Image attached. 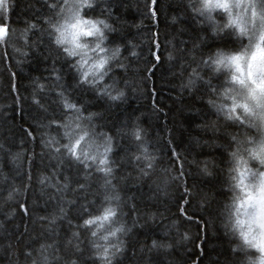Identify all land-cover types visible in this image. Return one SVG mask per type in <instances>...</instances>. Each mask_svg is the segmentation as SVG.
I'll return each mask as SVG.
<instances>
[{
	"label": "clouds",
	"instance_id": "1",
	"mask_svg": "<svg viewBox=\"0 0 264 264\" xmlns=\"http://www.w3.org/2000/svg\"><path fill=\"white\" fill-rule=\"evenodd\" d=\"M10 2L4 0L8 9ZM43 2L45 14L24 28L0 33V51L8 50L26 69L41 49L43 61H51L46 74H28L26 100L39 114L35 136L48 161V172L39 171L36 182L41 191L54 189L58 199L50 196L51 207L37 217L47 221L38 234L9 244V264H118L128 251L130 226L144 223L129 193L149 175L156 156L138 117L108 127L101 111L87 109L73 89L120 104L126 88L116 73L126 69L140 45L132 39L109 42L112 34L125 31L111 0ZM174 9L163 61L177 97L196 117L188 139L197 146L187 165L204 187L193 198L223 241V264H264V0H178ZM186 24L191 35L185 34ZM213 41L228 44L207 47ZM65 70L72 76L71 88ZM62 165L74 174H66ZM18 175L0 171V210L6 219L23 193ZM68 206L79 208L75 221L69 219L64 231L49 227L65 220ZM178 223L172 219L169 227ZM156 224L157 235L141 247L170 251L173 245L163 240L168 229L160 220ZM188 238L180 232L176 242Z\"/></svg>",
	"mask_w": 264,
	"mask_h": 264
},
{
	"label": "trees",
	"instance_id": "2",
	"mask_svg": "<svg viewBox=\"0 0 264 264\" xmlns=\"http://www.w3.org/2000/svg\"><path fill=\"white\" fill-rule=\"evenodd\" d=\"M147 3L150 10L146 8ZM177 3L178 0H155L154 4L152 0H111L113 14L122 20L125 31L112 34L109 42L123 43L132 39L140 45L136 49L138 55L131 59L126 69L116 73L117 80L126 88V95L120 104L112 106L85 89H73L74 96L87 101V109L101 111L100 119L108 127L132 116L138 117V122L147 130L151 150L156 156L149 175L142 177L129 193L136 207L144 213L141 217L144 223L141 228L130 226L132 230L126 237L128 251L118 264H223L227 251L223 241L206 224L193 198L204 187L187 165L197 146L188 139L190 125L196 117L177 97L171 73L163 61L165 34L171 30L168 17ZM9 9L8 17L0 24L6 25L8 31H16L45 14L47 5L43 0H11ZM185 34L191 35L190 24L185 25ZM218 43L228 44L227 41H213L207 47ZM43 54L41 49L40 55L35 54L26 69L23 62L17 64L12 59L8 50L0 51V145H3L0 148V171L11 169L18 172L16 182L23 189L10 205L15 210L10 219L5 218V210H0V264H9L8 246L12 241L21 243L27 235L39 233L47 221H38L37 217L45 214L46 207H51L50 196L58 199L54 196V189L41 191L36 182L39 171L48 172V161L35 136L39 114L26 100L28 74H46L45 64L51 63L43 61ZM61 67L63 70L64 66ZM64 74L65 83L71 88L72 76L66 70ZM5 148L8 149L7 155L4 154ZM16 152L20 155L12 160L11 156ZM174 152L178 155L174 156ZM61 167L66 174H74L71 168ZM56 178L62 180L63 177ZM66 213L65 220L49 227L64 231L67 221H75L78 217L79 208L68 206ZM149 215L151 221H148ZM177 218L176 228L169 227L171 220ZM157 220L168 229L163 240L173 245L170 251L162 247L151 250L141 247L147 238L157 235L153 229V225L160 228ZM163 231L161 228L160 232ZM180 232H187L189 238L177 243Z\"/></svg>",
	"mask_w": 264,
	"mask_h": 264
},
{
	"label": "snow or ice",
	"instance_id": "3",
	"mask_svg": "<svg viewBox=\"0 0 264 264\" xmlns=\"http://www.w3.org/2000/svg\"><path fill=\"white\" fill-rule=\"evenodd\" d=\"M152 3L154 4L155 0H152ZM0 6L4 7L5 18H7L8 17V13H9V9H8L7 6L4 5V0H0ZM146 8L148 10H150V5L148 3L146 4ZM153 16H155V13H153ZM7 31H8L7 30V26L0 24V33H7ZM148 70L150 71L151 69H148ZM135 134L137 135V137H139L140 133H139V131H136ZM173 155L175 156V155H178V154L174 152ZM13 159H15V157H13ZM20 207H21V209H23L24 205L21 204Z\"/></svg>",
	"mask_w": 264,
	"mask_h": 264
}]
</instances>
